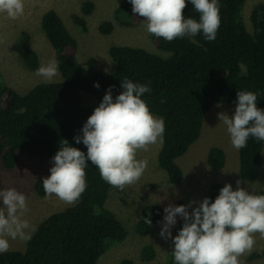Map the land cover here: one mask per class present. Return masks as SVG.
I'll list each match as a JSON object with an SVG mask.
<instances>
[{
  "label": "trees",
  "instance_id": "16d2710c",
  "mask_svg": "<svg viewBox=\"0 0 264 264\" xmlns=\"http://www.w3.org/2000/svg\"><path fill=\"white\" fill-rule=\"evenodd\" d=\"M243 3L244 0H220L221 24L214 41L197 35L193 39L178 38L168 42L150 34L154 45L169 53L166 56L130 45H110L107 52L114 69L109 73L99 71L95 57H89L85 65L80 63L76 39L55 10H45L41 15V28L59 61L60 80L40 82L25 93H19L0 76L2 166L13 168L19 150L52 159L64 140L86 152V146L73 140L94 110L93 106L83 103L81 93L91 95L100 103L107 88L112 86L115 98L122 91L120 80L127 77L134 82L150 83L151 94L146 93L143 99L150 111L165 123L163 144L156 161L172 183H180L182 171L176 158L198 138L204 115L212 105L235 103L237 92L253 91L259 95L257 107L264 109V4L253 5L249 32L241 15ZM92 9L91 0L81 2L83 15L90 14ZM115 12L127 17L128 25H136L140 20V16L132 12L129 0L120 3ZM83 15L72 16L74 24L82 31L87 28ZM182 15L198 19V13L188 0ZM112 27L109 20L98 25L101 33H109ZM18 46L22 65L36 70L40 61L27 31H21ZM94 82L100 87H95ZM263 142L249 138L247 147L238 151L241 179L251 180L257 176ZM205 161L210 168L220 169L225 163L223 149L209 147ZM85 172L88 187L80 201L45 217L24 248L10 249L0 255V264H96L102 253L125 238V225L105 207L112 186L101 178L95 166L89 164ZM44 178L33 183L38 196L46 195L42 186ZM223 186L219 181L213 182L205 196L214 199ZM251 192L264 194V188ZM140 214L134 228L138 234L147 235L151 224L147 225L145 218L156 221L162 217L163 210L159 205L147 204ZM182 223L179 218L173 226L174 232L177 233ZM154 255L150 244L141 249V256L146 260ZM255 258H264V248L247 255L249 260ZM116 264L138 263L123 258ZM167 264H174L172 247Z\"/></svg>",
  "mask_w": 264,
  "mask_h": 264
},
{
  "label": "clouds",
  "instance_id": "9594fccd",
  "mask_svg": "<svg viewBox=\"0 0 264 264\" xmlns=\"http://www.w3.org/2000/svg\"><path fill=\"white\" fill-rule=\"evenodd\" d=\"M188 2L198 19L182 15L186 0H129L132 12L144 18L146 31L157 38L171 42L202 35L206 41H214L221 24L220 0ZM24 7V0H0V13L11 20L21 16ZM58 74L56 59L36 69V75L45 83L53 82ZM94 86L100 87L98 82ZM120 86L122 91L115 98L112 86L107 88L80 134L73 137L76 144L86 146V152L64 140L52 157L50 174L42 180L47 196L55 195L68 206L77 204L88 187L85 169L89 164L99 170L106 183L118 189L142 177L147 161L138 159L137 153L163 144L165 123L143 99L146 93L151 94L150 83L125 77ZM258 97L253 91H239L232 114H218L237 151L247 147L249 138L264 141V109L257 107ZM240 185V180L235 189L225 183L214 199L205 196L199 202L164 207L162 220L157 221L159 235L171 238L174 264H241L240 258L255 250L254 234L264 237V194H254ZM27 211L24 193L16 188H0V255L10 250V241L31 239L36 228L26 218ZM178 216L183 223L173 236L171 229ZM145 223L150 225L151 220L145 218Z\"/></svg>",
  "mask_w": 264,
  "mask_h": 264
},
{
  "label": "rangeland",
  "instance_id": "374dc122",
  "mask_svg": "<svg viewBox=\"0 0 264 264\" xmlns=\"http://www.w3.org/2000/svg\"><path fill=\"white\" fill-rule=\"evenodd\" d=\"M82 1L84 0H24V12L17 19L11 20L6 14L0 13V76L6 85L19 93H25L35 84L43 82L36 75V70L26 69L22 65L18 44L20 33L25 30L30 34L31 45L38 54L39 66L50 59H55L54 49L41 28V15L49 8L56 11L65 27L76 39V54L79 62L85 65L89 57H95L97 68L103 73H109L114 69V62L107 52L110 45H130L164 56L169 54L154 45L150 33L144 27L146 22L143 17H140L136 25H128L127 17L115 12L120 3L127 0H91L93 9L88 15L81 13ZM256 3L264 4V0H244L241 8L242 19L249 32H251L250 13ZM74 14L84 16L87 25L84 31L74 24L72 20ZM103 20L112 22L113 27L109 33H101L98 29L99 23ZM58 80H60L59 74L54 81ZM81 99L84 104L94 108L99 105L95 98L83 92ZM234 108L235 103H217L205 113L198 138L183 155L176 158V163L182 171L180 183H172L166 172L157 164L156 156L161 144L151 145L147 151L137 153L138 159L147 161L142 177L124 189L111 187L105 201V207L121 219L127 234L123 240L102 253L96 264H116L123 258H130L138 264H167L168 251L173 246V242L171 238H161L160 225L157 223L162 220L164 213L160 219L151 221V229L147 235H140L135 231V223L139 220L144 205L156 204L163 210L169 204L187 205L190 201L199 202L206 195L210 185L217 181L230 183L233 189L236 188L237 180L241 181V187L249 191L264 188V176L262 173L259 176L260 170L251 180L241 179L237 173V156L235 158L230 156L229 152L234 148L231 146L223 122L218 119V114L225 112L231 115ZM213 145L223 148V145L226 146L227 168L212 169L206 163L207 150ZM17 154V163L11 169L4 168L0 161V188H16L26 195L28 211L25 216L36 228L49 214L62 210L68 205L55 195L38 196L33 189L36 179L50 174L52 159L27 150H19ZM263 167L264 160L262 169ZM230 169H236V177L230 176ZM192 206L194 207L195 203ZM179 218L178 216L177 220ZM171 232L173 236L177 234L173 227ZM254 238L255 250L264 248V237L256 233ZM147 244L152 245L155 251L154 257L150 260L141 256V249ZM24 245L25 241L19 239L10 241V249H23ZM240 260L241 264H264V258L249 260L247 255L242 256Z\"/></svg>",
  "mask_w": 264,
  "mask_h": 264
},
{
  "label": "crops",
  "instance_id": "0c3cea01",
  "mask_svg": "<svg viewBox=\"0 0 264 264\" xmlns=\"http://www.w3.org/2000/svg\"><path fill=\"white\" fill-rule=\"evenodd\" d=\"M224 146V148L223 147H221L222 149H223V151H224V154H225V151H226V146L225 145H223ZM234 150V151H233ZM230 153V156L232 157V158H235L236 156H237V173H238V154L236 155V150L235 149H232V152H229ZM227 159V156H226V154H225V160ZM263 160H264V142H263V146H262V155H261V163H260V172H259V176H261V173H262V176H264V167H263V169H262V164H263ZM226 163H224V165L220 168V169H223L224 167H226L227 168V164L225 165ZM236 169L235 170H233V169H230V173H231V177L232 176H235L236 177ZM258 176V177H259ZM234 177V178H235ZM233 178V177H232ZM219 182H221V181H219ZM221 183H223V182H221ZM223 184H225V183H223Z\"/></svg>",
  "mask_w": 264,
  "mask_h": 264
}]
</instances>
